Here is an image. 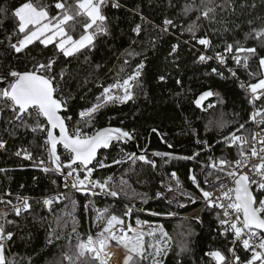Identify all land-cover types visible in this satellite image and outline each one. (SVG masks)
Instances as JSON below:
<instances>
[{
  "label": "snow or ice",
  "instance_id": "obj_1",
  "mask_svg": "<svg viewBox=\"0 0 264 264\" xmlns=\"http://www.w3.org/2000/svg\"><path fill=\"white\" fill-rule=\"evenodd\" d=\"M109 5L114 9L121 7L119 0H51V2L24 0L11 9L10 18L13 21V28L10 32L6 31L3 39H0V47L6 49L15 61L19 62L23 59L25 66L21 70L11 62L7 64L0 62V119L4 122V133L10 137H15L20 130H23L42 139L40 147L46 153L47 160L43 156L34 158L32 152L23 147L14 153L17 157L33 161V166L45 174L51 172L62 176L65 188L70 187L75 192L87 196L104 194L116 198L121 193L128 195L127 189L131 187L128 180L121 177L117 185L113 182L112 176L102 180L93 179V173L97 168L104 169L128 161L134 165L140 161L155 169L156 162L144 154L137 155L133 152L124 153L121 158L113 159L112 164H108L107 157L98 158L100 150L109 149L113 146V142L134 139L133 132L120 127L96 128L91 132L86 129L94 128L96 117L105 108L116 104H127L130 101L135 102L136 89L144 87L142 77L146 65L141 60L126 77L118 76L107 86L98 84V87H102V91L95 96L94 101H88L90 106L79 110L78 119L73 115L71 108V102L76 97L68 87L75 81L77 89H81L89 83V77L101 69L102 65L96 64L93 71L89 76L84 77L81 83L78 79L79 73L71 70L70 61L73 58L83 57L82 63L90 64V54L95 51L98 39L111 36V24L104 13V9ZM169 7H176L173 0H169ZM237 8L243 12L248 8L255 9L256 4L249 3L248 0H242L239 4L236 0H199V3L197 0H185L177 15L188 19L186 26L177 25L175 18L170 16H165L161 24L156 25L138 9H133L134 15L139 16L141 23H135L131 32L135 37H140L145 31L144 25L151 24L152 29L158 31L157 36L149 39V43L155 47L159 39L179 27L181 35L186 32L190 36V40L183 41L184 44L194 41L203 48L194 63L204 64L215 59L220 66H225L227 59L230 58L237 68L244 69L251 78L250 81L239 80L235 69H227L232 78H237L238 86L245 92L252 111L245 123H239L236 131L224 134L220 141L227 148H236V157L213 159L207 165L223 176L221 178L217 175L215 179L219 183L210 186L216 189L218 195H214L210 189L201 187L194 174H190L189 179L202 197L204 208L219 210L215 211L214 217L219 235L226 240L231 237V246L227 249L231 261L219 249L210 250L205 256L210 257L214 264H264V55L260 54V50L264 49V16L248 19L247 31L243 39L225 41L223 51L214 52V55L207 54L213 50V42L208 32L202 36L197 35L204 26L202 22H206L213 33L219 31L227 33L241 29L239 23H233L232 27H229V21L223 15L229 11L235 15ZM193 14L195 19H190ZM0 17H3L0 19L2 25L4 20L9 18L7 7H0ZM213 25L220 27H212ZM249 41L255 43L248 46ZM136 42L135 39L132 40L133 44ZM179 49V42L170 45L168 57L173 64L179 56ZM136 54L134 50L126 49L120 55L131 57ZM253 61L258 65V70L255 72L251 69ZM128 63V59L125 58L123 64ZM120 71H124L123 66ZM211 73L222 80L228 78L224 72L215 67L211 69ZM166 79L164 74L157 77L158 82L161 83L166 82ZM176 84L182 85V81L176 80ZM144 95L147 97L146 92ZM211 97H215L219 104L224 103L219 92L209 89L194 98L192 104L201 111L215 108L216 104L204 103ZM80 99L87 101V93L82 94ZM247 122H251L259 130L238 135L237 133L245 130ZM229 123L231 122L221 118L217 121H209L208 128L214 125L223 132ZM152 131L157 132L155 128ZM203 143L208 147L206 141ZM58 146H62L67 154L66 161L62 160L58 153ZM0 150L7 151V140L3 136H0ZM152 155L171 160L194 159L199 153L183 157L172 156L168 152H153ZM65 169H67L66 173ZM4 171L6 170L0 169V172ZM171 179L175 181V186L164 185L168 192L176 191L187 200L196 203L197 197L181 188L175 172L171 173ZM205 179L207 180V177ZM51 182L53 185L57 183L55 179ZM97 189L99 192L96 191ZM133 193L142 200L147 199L146 193H135L134 190ZM4 195L10 196L11 193ZM162 195V192L156 193L157 198ZM62 201H69L74 211L77 201L64 192L57 191L37 201L49 213H53V221L56 224L55 228L49 226L47 242L52 244L63 239L68 241L61 251L59 264H109L112 256L107 248L113 241L124 250L122 264H144L145 260H150L151 264H163V258L168 255L171 247V237L162 226L145 231L144 221L137 219L136 227L133 228L122 217L109 214L107 208L97 209L89 201L84 205L85 210L87 211L91 205L96 213L94 222L104 221V223L102 226L97 225L100 230L95 236L88 235L86 239H81L76 229V218L71 212L65 211L63 215L54 214V205ZM0 204L5 205V210L0 211V264H16L14 259L10 260L5 254L6 242L13 241L15 235L12 231L6 230V225L15 223L14 220L8 219V215L11 212L16 217H20L25 213H31L32 204L29 197L19 195L15 203L10 199H0ZM132 212L133 208L127 207L123 215L129 216ZM161 214L151 213V215ZM167 215L171 216L174 213L168 212ZM68 217L73 221L72 230L71 233H63ZM45 219L47 217L33 216V221L36 223H42ZM195 219L200 222V217ZM73 235L76 237L75 244L72 243ZM188 235L191 236L192 233L189 231ZM146 236L153 238L154 242L146 243ZM237 246L249 253L247 259H241L236 251ZM178 248L176 264H181L179 257L190 252L187 240L179 244Z\"/></svg>",
  "mask_w": 264,
  "mask_h": 264
},
{
  "label": "trees",
  "instance_id": "obj_2",
  "mask_svg": "<svg viewBox=\"0 0 264 264\" xmlns=\"http://www.w3.org/2000/svg\"><path fill=\"white\" fill-rule=\"evenodd\" d=\"M22 2L24 0H0V7L9 9V18L0 25V39H3L6 31L10 32L13 28V21L10 18L11 9ZM46 2H51V0H46ZM236 2L239 4L242 0H236ZM248 2H255L256 8H248L243 12L237 8L235 15H232L230 11L223 14L229 21V27H232L233 23H239L241 29L227 33L222 31L213 33L210 31V26L206 22H202L204 26L197 35L202 36L208 32L213 46L217 47L224 45L225 41L242 40L247 31V20L256 16H264V0H248ZM119 3L121 7L118 9H114L110 5L104 9V13L111 24L112 34L98 39L95 51L90 54V64L82 63L83 57L73 58L70 61V68L74 73H79L78 79L81 83H83L84 77L89 76V73L93 71L96 64L102 65L98 72L89 77V83L81 89H77L75 81L68 86L76 97L71 102V108L73 115L78 119L79 110L90 106L88 101H94L95 96L102 91V87H98V84L107 86L113 83L118 76L126 77L142 60L146 65L142 77L144 87L143 89H136L135 102L130 101L127 104H116L105 108L96 117L94 128L86 129V131L91 132L96 128L103 127H120L133 132L134 141L140 150L149 141L145 155L150 160L155 161L157 167L153 169L150 165H144L140 161L133 165L131 161H128L123 164H113L104 169L97 168L93 173V179L102 180L112 176L113 182L117 185H119L121 177L127 179L131 186L127 189L128 195L125 196L121 193L115 200H110L76 192H66L77 201L74 211L69 201H62L60 204L54 205V214L63 215L65 211L71 212L76 218L77 233L81 239H86L88 233L95 234L100 230L98 224L102 226L104 223V221L94 222L96 213L91 205L87 211L85 210L84 205L91 201L97 209L107 208L109 214L122 217L127 224L132 226H136L137 219L144 221V224L152 226L147 227L146 231L149 228L162 226L168 236L171 237V247L168 255L163 258V264H176L178 245L185 240L188 242L190 252L179 257L181 264H214L210 257L205 256L206 252L214 249L221 250L229 259L230 254H228L227 249L231 246L230 237L226 240L219 235L217 221L214 218L215 211L219 210L212 211L206 210L204 207L200 208L203 204L202 197L189 179V175L194 174L201 187L206 190H213L214 188L210 186L219 183L215 179L219 174L214 172L212 168H208L207 165L213 159L218 160L222 157L234 159L236 157V148H227L220 141H222L224 134L236 131L239 123H245L248 120L250 107L245 92L238 86L237 78H232L227 69H235L239 80L250 81L251 78L244 69L237 68L230 58L227 59L225 69L211 62L194 63L197 53L183 43L184 40H190V36L186 32L181 35L179 27L171 34H165L162 39L158 40L155 47L149 43V39L157 36L158 31L153 30L151 24L144 25L145 31L140 37H135L131 32L135 23H141L139 16L134 15L133 9H138L156 25L161 24L165 16H170L175 18L177 25L186 26L188 19L177 15L185 0H173L176 5L174 8L169 7V0H119ZM190 19H195V14ZM212 27L219 28L220 25H213ZM133 39L137 41L135 44L132 43ZM177 42L180 43L179 56L176 63L173 64L171 58L168 57V51L170 45ZM249 42L255 43L254 41ZM190 43L193 44L194 41ZM126 49L134 50L137 54L131 57L121 56L120 54ZM260 54L264 55V49L260 50ZM125 58L129 61L127 65L123 64ZM0 62L4 64L11 62L21 70L25 66L23 59L19 62L15 61L2 47H0ZM122 66L123 72L120 71ZM213 67L224 72L228 78L222 80L213 75L211 73ZM251 69L254 72L258 70L255 61L251 63ZM161 74L166 75V82H158L157 77ZM176 80H181L182 85H177ZM209 89L219 92L224 103H217L216 98L213 97L210 102L216 104V107L201 111L192 104V100L201 92ZM85 92L87 93V101H82L80 96ZM145 92L147 97L144 95ZM221 118L231 122L223 132L214 125L210 129L208 128L209 121H217ZM153 128L157 132H153ZM3 129L4 122L3 119H0V136L7 140V151H0V169L6 170L0 172V199H10L14 203L16 202L15 197L18 195L32 199L30 201L32 204L31 213L16 217L9 212L8 219L14 220L15 223L6 225V230L12 231L15 235L13 241L7 242L5 254L10 260L14 259L16 264H59L61 251L68 244V241L63 239L52 244L47 242L48 228L50 225L55 228L56 224L53 221V213H49L37 201L46 195H51L57 191L62 192L69 188L64 187L61 176L51 172L45 174L33 166V161L25 160L14 154L23 147L29 149L34 158L43 156L45 159L46 153L40 147L42 139L39 136L34 137L31 132L20 130L15 137H10L4 133ZM250 131L251 123L247 122L245 130L237 134L244 135ZM198 141L200 142L198 143ZM204 141L207 142L208 147H205ZM118 146H122L129 153H133V149L129 146L114 144L108 151H102L98 158L107 157L106 162L112 164L113 159L118 157ZM153 152H168L172 156L179 157L193 156L195 153H199V156L194 159L169 160L167 157L163 159L157 156L153 157ZM129 169L131 171H128ZM172 172L177 174L181 188L197 197L196 203H192L176 191H167L164 185L175 186V181L171 179ZM53 179L57 181L55 185L51 182ZM133 190L135 193H146L147 199L142 200L135 196ZM157 192H162L163 195L157 198ZM4 193H11V195L5 196ZM122 203L138 207L143 206L145 212L162 214L150 216L134 212L129 218H124ZM4 210L5 205L0 204V211ZM196 210H198L196 217H200V222H197L196 217L188 216ZM168 212H172L174 215L169 216L167 215ZM34 215L47 217V219L42 223H36L33 221ZM67 220L63 233H71L72 230L73 221L71 217H68ZM189 231L192 233L191 236L188 235ZM158 235L159 233H157ZM145 242H154V240L146 236ZM72 243H76L75 235H73ZM110 244L118 247L124 253V250L117 246L114 241ZM238 254L242 260L249 256V253L240 250H238ZM144 264H151V261L145 260Z\"/></svg>",
  "mask_w": 264,
  "mask_h": 264
},
{
  "label": "built area",
  "instance_id": "obj_3",
  "mask_svg": "<svg viewBox=\"0 0 264 264\" xmlns=\"http://www.w3.org/2000/svg\"><path fill=\"white\" fill-rule=\"evenodd\" d=\"M186 45L189 46V49H191V50H193L194 52H196L197 55L199 54L200 51H203L202 46L196 45L195 42H194L193 44L189 43V44H186ZM223 49H224V45L219 46V47H217V46H213V50L207 52V54H208V55H214V52H217V51L222 52ZM208 62H211V63L217 65L218 67H221L222 69H225V66H220V65L216 62L215 59L210 60V61H208ZM208 62H207V63H208ZM249 107H250V113H251V111H252V106L249 105ZM250 123H251V122H250ZM70 127H71V125H70ZM258 130H259V129L256 128V126H255L254 124L251 123V131H258ZM0 151H3V150H0ZM117 152H118V157H117V159L121 158V157L123 156L124 153H129V152H128L124 147H122V146H118ZM58 153L61 155L62 160H64V161L67 160L68 157H67V154L65 153L63 147H59V148H58ZM153 157H154V156H153ZM45 160H47V155H46ZM212 170H213L214 172H216L215 169H212ZM66 172H67V169H65V173H66ZM216 173H217V172H216ZM218 174L221 176V178H223L222 174H220V173H218ZM69 183H70V180H69ZM96 191L99 192L98 189H97ZM212 191L214 192V195H218V193L216 192V189H215V188H214ZM62 192L66 193V192H75V191L69 187V189H67V190H65V191H62ZM76 193H79V192H76ZM79 194H81V193H79ZM96 196H97V197H101V198L110 199V200H115L114 197L107 196V195H104V194H99V195H96ZM91 197H94V196H91ZM29 199H30V201H32L31 198H29ZM15 201H16V197H15ZM122 207H123V213H124V211H125V209H126L127 207H132V208H133V212H132V213L137 212V213H140V214L143 213V214H147V215H150V216H155V215H151L152 212H145L144 209H143V206H139V207H138V206H133V205L128 204V203H122ZM132 213H131V214H132ZM131 214H130L129 216H124V215H123V217H124V218H129V217L131 216ZM135 227H136V226H134V228H135ZM88 235H92V234L89 233ZM92 236H95V234L92 235ZM229 237H230V236H229ZM230 239H231V237H230ZM5 247H7V242H6V246H5ZM107 250H108L109 253H112V250H113V249L108 247ZM109 250H110L111 252H110ZM238 250H240V251H242V252H245V251L243 250V248H242V247H239V246H237V248H236L237 253H238ZM114 251H115V250H114ZM115 253H116V255H117V252H116V251H115ZM229 261H231V256L229 257ZM110 262H111V263H110ZM110 262H109V264H118V259H117L116 261H111V260H110Z\"/></svg>",
  "mask_w": 264,
  "mask_h": 264
},
{
  "label": "water",
  "instance_id": "obj_4",
  "mask_svg": "<svg viewBox=\"0 0 264 264\" xmlns=\"http://www.w3.org/2000/svg\"><path fill=\"white\" fill-rule=\"evenodd\" d=\"M213 99V97H211V98H209V100H206L204 103H205V105L208 103V102H210L211 100ZM114 144H123V145H126V146H129V147H131L132 149H133V152L134 153H136L137 155H140V154H146V152H147V149H148V146H149V141L147 142V144H146V146L142 149V150H140L139 148H138V146H137V144H136V142L134 141V139H132V140H129V141H120V142H113V145ZM59 147H62V146H58V148ZM112 147V146H111ZM110 147V148H111ZM109 148V149H110ZM109 149H102V150H100V152L98 153V156H99V154L102 152V151H108ZM95 163V162H94ZM65 171V170H64ZM61 180H63L64 181V178L61 176Z\"/></svg>",
  "mask_w": 264,
  "mask_h": 264
},
{
  "label": "rangeland",
  "instance_id": "obj_5",
  "mask_svg": "<svg viewBox=\"0 0 264 264\" xmlns=\"http://www.w3.org/2000/svg\"><path fill=\"white\" fill-rule=\"evenodd\" d=\"M252 44H251V42H248V46H251ZM118 105H122V104H118ZM202 207H204V205L202 204V206L200 207V208H202ZM199 208V209H200ZM198 209V210H199ZM198 210H196L194 213H192V214H189L188 216L189 217H196V215H197V211ZM133 228H134V226H132ZM147 227H152L151 225L149 226L148 224H144V226H143V230H145L146 231V228ZM89 234V233H88ZM90 234H92V233H90ZM96 234V233H95ZM130 234V233H129ZM92 235H94V234H92ZM88 236V235H87ZM109 248H112L113 250H112V252H114L115 253V251L117 252V259H118V264H122V261H123V258H124V253L122 252V250L121 249H119L118 247H116V246H114V245H112V244H110L109 245ZM115 250V251H114ZM116 254V253H115ZM109 262H110V260H109ZM111 263V262H110Z\"/></svg>",
  "mask_w": 264,
  "mask_h": 264
},
{
  "label": "bare ground",
  "instance_id": "obj_6",
  "mask_svg": "<svg viewBox=\"0 0 264 264\" xmlns=\"http://www.w3.org/2000/svg\"><path fill=\"white\" fill-rule=\"evenodd\" d=\"M108 251V250H107ZM110 251V250H109ZM111 252V251H110ZM111 256H112V258L110 259L111 261H116L117 260V255L114 253V252H112L111 253Z\"/></svg>",
  "mask_w": 264,
  "mask_h": 264
}]
</instances>
